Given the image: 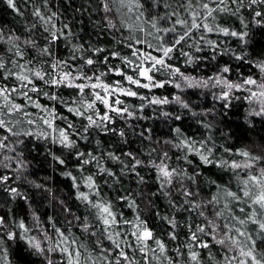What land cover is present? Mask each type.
I'll list each match as a JSON object with an SVG mask.
<instances>
[{
	"label": "snow or ice",
	"instance_id": "obj_1",
	"mask_svg": "<svg viewBox=\"0 0 264 264\" xmlns=\"http://www.w3.org/2000/svg\"><path fill=\"white\" fill-rule=\"evenodd\" d=\"M44 3L47 4V0H44ZM116 3L117 0H100V8L105 13L104 18L110 29L119 32L121 28L127 27L131 34L121 39L119 43L131 50V56H134L135 60L122 56L119 51L99 56L105 53L106 49L91 47L84 49L83 45H74V52L88 51L91 55H81L79 59L82 63L79 65H73L67 59H56L53 46L61 37L67 39L71 35L69 32L65 36L64 29L68 27L66 24L62 28H56L53 21L56 13H52L51 16H45L39 10L33 13L43 22L44 31L49 34L43 37L47 40L46 46L38 45L31 36L22 40L20 36H5L0 31V43L8 45L7 49L0 48V130L13 137L33 136L52 144H59L64 149L74 150L73 154L78 161L77 171L81 176L78 179L72 171L64 172L63 175L71 178L76 189V197L86 205L88 212L85 216L77 215L64 205V201H61L64 212L71 216V219L67 217L65 219L67 227L62 229L54 219L50 218L52 232L51 234L45 232L44 235L47 245L42 247L41 242L33 237L28 239L30 246L45 257L47 264H264V250L258 251V248L264 249V155L253 154L246 148L233 150L220 145L219 147L223 148L227 155L217 159L214 153L217 145L213 144L209 147L207 141L190 140L184 136L179 126L175 127V143L171 139L166 140L165 143L182 151L183 154L178 156L177 160L183 159L191 164L192 161L188 156L192 153L198 156L204 165L213 166L222 173H230L227 183L209 179L206 183L209 189L214 188L215 192L213 194L210 191L205 196L198 179L201 173L190 172L180 164L170 166L166 162L171 159L168 151L163 153L159 162L152 159L149 165H146L134 152L122 153L129 158L125 162L120 155L107 151L108 159L124 165L118 174L102 166L103 153L101 156H96L95 150H79L76 139L79 137L80 140L87 141L88 136L85 133L95 129L104 135H117L121 138V143H127L126 132L112 125L116 124L117 117L150 118L137 116V112H143L144 108L150 105L175 103L188 109L194 117L200 115L179 95L172 100L155 95L149 98L140 95L132 87H125V81L135 88L148 90L163 88L166 84H172L181 91L185 87L219 86L226 91H221L216 98L224 102L225 108L230 105L233 90L245 91L248 93L245 97L248 103L259 106L253 108L250 115L264 118V76L258 79L247 76L239 81H231L225 76L231 72V67L225 64L217 74L197 79L168 63L173 58L174 52H180L187 57L188 64H192L194 59H205V57L194 58L190 53L182 51L184 46H194L197 52L202 51L199 46L200 41H204L213 51L212 59L231 51L237 61L251 63L246 59L248 56L246 51L236 53L231 49H223L222 52H217L218 42L207 39L204 34L216 33L244 41L247 32H238L228 26L217 24L215 22L217 16L214 14L223 12L235 16L242 8L248 7L252 9L255 17H264V11H257L253 7L264 8V0H247V2L246 0H119L120 8L127 9L122 15L127 16L131 13L135 19L131 24L121 20L119 27L108 15L113 12ZM7 4L13 9L16 7L14 0H7ZM230 4L236 7L232 8ZM240 19L243 24L244 18L240 17ZM256 23H264V19L257 20ZM49 25L51 27H48ZM137 32L143 33V36L135 35ZM195 33L199 34V38L190 44L189 41L193 39ZM152 41L156 43L153 44ZM138 45H146L160 55H152ZM28 48L38 49L40 57L52 59L37 60L39 67H36L31 58L25 59ZM7 53L12 55L6 57ZM97 56L99 59L94 58ZM72 59L75 60L77 57L73 55ZM113 59L130 68L134 75L112 65ZM98 64L104 65V69H98L96 67ZM254 66L260 73H264V60L256 62ZM162 71H167L171 79L157 80L155 73ZM110 74L121 77V80H106ZM176 76L181 78L182 83L176 82ZM62 88L74 90L70 94L73 97L71 100L65 99L63 92L59 91ZM120 97H132L145 103L136 109L127 105ZM17 99L21 102L18 103ZM98 104L103 105V112L98 108ZM60 106L73 117L86 121L80 125L83 132L78 131L76 124L59 111ZM203 114L207 115V113ZM161 115L165 118H173L168 111H162ZM174 119L180 120L181 115H174ZM57 121H67V126L61 127ZM24 123L31 127L24 130L17 127ZM203 126L206 129L211 127L208 123H204ZM146 131L151 132V129ZM9 135H0V150L15 151L14 147L5 143L9 140ZM139 135L145 139L151 138L145 136L144 131ZM16 143L23 144L24 141L18 140ZM96 143L99 149L100 141ZM19 155L21 154L17 153V156ZM4 159L12 158L5 156ZM53 159L62 165L65 164V160L55 154ZM90 164H94L98 171L84 176L83 173L87 171L84 166ZM3 166L9 167L7 164ZM142 166H151L155 169L159 191L169 198L168 205L171 211L168 215L160 216L170 228L167 232L168 241L179 240L181 229H186L187 239L179 245L169 247L168 241L157 235L139 213L134 219L129 220L122 212L116 210V205L111 200L101 195V185L97 182L96 176L111 177V182L118 184L120 175L135 172L138 177L137 182L143 184L144 177L136 171ZM15 170L17 172L27 170L26 163L20 160ZM9 179L8 176H0V183L6 184ZM81 181L88 189L87 192L80 190ZM32 183L36 188L43 187L34 181ZM105 183L108 181L105 180ZM5 191L13 199L23 195L16 188L8 187ZM47 191L51 190L47 189ZM173 191L179 192L180 201L172 198ZM151 195L156 196L157 193L153 192ZM117 199L125 202L130 208L138 207L136 200L127 193ZM178 212H187L189 216L183 219L177 218ZM6 227L5 218L0 217V229ZM18 227L25 233L29 231L23 221L19 222ZM73 228L78 229L86 237L93 238V247L89 248L81 237L72 231ZM6 234L9 240L16 238V233L12 231ZM128 236L134 238V242L126 239ZM3 244V239H0V246ZM217 247L221 258H218V254L213 251ZM173 252L175 256L170 255ZM49 253H58L61 258L53 260Z\"/></svg>",
	"mask_w": 264,
	"mask_h": 264
},
{
	"label": "trees",
	"instance_id": "obj_2",
	"mask_svg": "<svg viewBox=\"0 0 264 264\" xmlns=\"http://www.w3.org/2000/svg\"><path fill=\"white\" fill-rule=\"evenodd\" d=\"M247 2V0H246ZM16 5L15 9L9 7L7 0H0V31L5 36L15 35L20 36L22 40L31 36L36 40L40 46H46L48 32L44 31V24L33 13L39 10L45 16H51L56 13L53 21L56 28H62L63 25H68L64 29L65 36L70 32L71 35L67 39L61 37L53 46V52L56 59L65 60L73 65H79L82 61L79 59L81 55H91V52L82 51L74 52V45H83L84 49L103 48L106 49L105 53L99 54L104 56L112 52L119 51L122 56H131V50L119 43L121 39L127 37L131 33L127 27L121 28L119 32L110 29L107 20L104 18L105 13L101 11L100 0H14ZM214 6V5H213ZM230 7L235 8V5ZM257 11H264L261 6H253ZM127 9L120 8L119 0L113 8V12L108 15L113 18V22L120 26L121 20L126 24L135 22L134 16L129 13L127 16L122 15ZM217 24L228 26L238 32H247L244 41H239L235 37H224L216 33H205L207 39L218 42L217 52H222L223 49H231L236 53L246 51L248 56L246 59L251 63L244 61H237L231 51L228 54L217 55L212 59L214 53L206 45L204 41L199 42V46L203 49L197 52L196 48L184 46L182 51L190 53L194 58L205 57L202 60L194 59L192 64L186 63L187 57L181 55L180 52L172 53V59L168 63L174 67L180 68L181 72L190 74L197 79L208 78L217 74L219 69L225 64L231 67V72L225 74L231 81H239L244 77L252 76L253 78H260L264 73H260L259 69L254 65L260 60H264V23L257 24V20L264 19V17H255L252 9L244 7L240 13L233 16L228 13H215ZM240 17L244 18V23H241ZM245 24L247 27H245ZM35 25V27H33ZM48 27H51L50 25ZM137 36H143V33H135ZM199 34L195 33L193 39L189 41L193 44L198 40ZM151 39L150 37L148 38ZM127 43V41H125ZM153 44L156 41H152ZM8 45L0 43V48L7 49ZM142 50L148 51L152 55H160V53L153 51L152 48H147L146 45H138ZM7 53V56H11ZM75 55L77 59L73 60L72 56ZM99 56L94 57L99 59ZM15 59V57H13ZM31 58L33 64L39 67L36 63L37 60H51V57H40L38 49L28 48L26 51L25 59ZM111 64L123 69L130 75H134L130 68L121 64L119 60H111ZM47 66V65H45ZM98 69L103 70L104 65H96ZM87 70V68L85 69ZM157 80L171 79L167 71L155 73ZM106 80H121V77L109 75ZM176 82H181L179 76L175 77ZM146 82V81H141ZM125 87H132L140 95L147 97L164 96L172 100L176 95L190 104L191 109L200 115L194 117L188 109L180 107L175 103L168 105L154 106L150 105L145 107L143 112H137L139 117H150L148 119H120L117 117L116 124L113 127L122 128L126 132L127 143H121V138L117 135L109 134L104 135L98 133L95 129H90L85 135L88 140L78 141V148L81 151H94L96 156H101L103 153L102 166L110 168L119 174L123 164L107 158V151H111L121 156V159L127 162L128 157L122 155L124 152H134L142 159L146 165L150 164L152 159L159 162L163 157V153L168 151L170 160L166 162L170 166L182 165L190 172L198 171L201 173L198 179L201 183V191L205 196L211 191L213 194L215 189H209L207 181L209 179L218 180L222 183L228 182L230 173H222L219 169L213 166L204 165L198 156L190 153L188 159L192 161L191 164L186 163L183 159L177 160L178 156L183 153L181 150L176 149L172 145L165 143L166 140H173L175 143L174 128L179 126L184 134L190 140L197 142L207 141L209 147L213 144L217 145L214 153L219 159L226 156L223 148H231L239 150L246 148L256 155H264V118L250 115L253 108H258L256 104L250 105L245 99L248 93L245 91L233 90L232 98L229 107L223 106V101L217 99L221 91H226L221 87L216 88H187L183 91L175 88L172 84H166L163 88L139 89L124 82ZM51 91V89H48ZM59 91L63 92L65 99L71 100L73 97L70 95L74 90L62 88ZM35 95V94H33ZM235 97H241L236 99ZM129 106H134L138 109L144 101L132 97H120ZM42 102L43 99L41 98ZM17 102H21L17 99ZM103 112V105H97ZM35 111V109H31ZM131 110V109H130ZM59 111L68 116L72 120L77 130L83 132L80 125L86 121L80 118L73 117L67 113L66 109L62 106ZM162 111H168L172 114L173 118H165L161 115ZM203 113H207L204 115ZM180 114L181 119L175 120L174 115ZM200 121V122H198ZM61 127L67 126V121H57ZM208 123L211 125L209 129L204 128L203 124ZM21 130L28 129L29 125L26 123L17 125ZM151 129V132L146 130ZM145 132V136H150V139L141 137L139 133ZM0 135H9L4 130H0ZM211 137V139H209ZM18 140H23L24 143H16ZM97 141H100L99 149H97ZM5 143L15 148V151L9 152L7 149L0 150V176H8L10 179L6 184L0 183V217H4L7 227L0 229V239H3L4 244L0 246V264H47L45 257L37 253L29 244V238H35L36 241L41 242L42 247L47 245L44 239L45 232L51 234L52 228L49 219H54L58 226L62 229L66 228L65 219H71L64 212V205L70 208L77 215H88L86 205L83 204L76 197V189L73 186L71 178L63 175L64 172L72 171L74 175L80 178L81 174L77 171L78 161L73 154L74 150L62 148L59 144H52L49 141L36 139L33 136L29 137H13L9 135V140ZM106 150V151H105ZM17 153L21 155L17 156ZM53 154L65 160V164H60L57 160L53 159ZM151 154V155H149ZM9 156L12 159L5 160L4 157ZM236 159H241L236 157ZM20 160H23L27 165V170L17 172L15 169L18 167ZM7 164L9 167H4ZM87 171L83 173L86 176L88 173L95 174L98 169L94 164L84 166ZM141 176L144 177L145 183H138V177L135 172H129L127 175H120V183H112L111 177L96 176L97 182L101 185V195L111 200L116 205V210L122 212L124 216L132 220L137 213L148 222L150 228L159 235L162 239L168 241L167 232L170 230L169 225L160 216L168 215L171 211L168 205V197H165L159 191L157 182V174L155 169L151 166H142L136 169ZM19 177V178H17ZM222 177V180H221ZM105 180L108 183H105ZM32 181L43 185L42 188L34 187ZM16 188L23 193L22 196L13 199L6 188ZM50 189L51 191H47ZM81 191L87 192L88 189L81 181ZM156 192V196L151 194ZM131 195L137 202L138 207L133 209L127 206L125 202L117 199V197L125 194ZM172 198L180 201L181 197L178 191L172 192ZM64 201V205L61 204ZM159 213V215H157ZM194 216V214H192ZM177 218L183 219L189 216L187 212L176 213ZM39 217V219H37ZM20 221L25 223L29 229L27 233L18 227ZM249 227H256L249 225ZM12 231L16 233V238L9 240L7 232ZM73 232L88 245L89 248L93 247L92 239L80 233L78 229L73 228ZM130 242H134L131 236L126 237ZM186 229H181L180 239L177 241H168L169 247L179 245L182 241H186ZM264 249L258 248V251ZM214 253L218 254L219 248L213 249ZM53 260H59V254L49 253ZM138 258H139V254ZM175 256V253H170Z\"/></svg>",
	"mask_w": 264,
	"mask_h": 264
}]
</instances>
